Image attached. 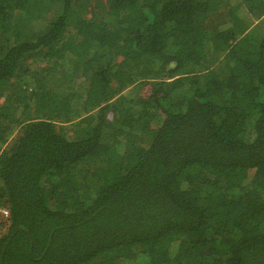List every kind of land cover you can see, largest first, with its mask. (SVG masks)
Here are the masks:
<instances>
[{"label": "trees", "instance_id": "16d2710c", "mask_svg": "<svg viewBox=\"0 0 264 264\" xmlns=\"http://www.w3.org/2000/svg\"><path fill=\"white\" fill-rule=\"evenodd\" d=\"M0 264H264V0H0Z\"/></svg>", "mask_w": 264, "mask_h": 264}, {"label": "built area", "instance_id": "2783aa9c", "mask_svg": "<svg viewBox=\"0 0 264 264\" xmlns=\"http://www.w3.org/2000/svg\"><path fill=\"white\" fill-rule=\"evenodd\" d=\"M7 216V212L5 209L0 208V217H6Z\"/></svg>", "mask_w": 264, "mask_h": 264}]
</instances>
